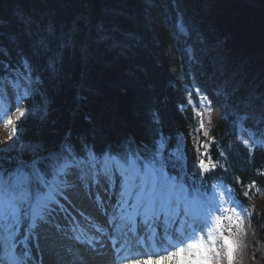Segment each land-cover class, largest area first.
Returning <instances> with one entry per match:
<instances>
[{"label":"trees","instance_id":"obj_1","mask_svg":"<svg viewBox=\"0 0 264 264\" xmlns=\"http://www.w3.org/2000/svg\"><path fill=\"white\" fill-rule=\"evenodd\" d=\"M64 1L0 0V44L6 48L0 72L31 57L33 86L39 85L34 97L22 100L24 115L10 125L11 142L21 147L0 137V163L35 149L56 152L69 138L77 150L87 142L101 152L128 139L151 146L163 137L171 151L186 152L185 170L199 187L200 203L214 206L226 187L249 208L247 232L234 226L224 234L237 243L235 264H264V122L258 108L240 103L249 92L264 93V11L237 0ZM253 1L264 6V0ZM179 14L187 35L175 25ZM21 17L64 30L79 24L81 37L102 26L108 42L93 45L87 56L70 49L51 78L42 75L44 61L33 56ZM197 84L228 98L212 119ZM246 113L249 119L242 120ZM201 119L207 121L203 130ZM194 144L208 145L199 152L207 150L217 164L211 173L193 175ZM222 243L218 239L217 247Z\"/></svg>","mask_w":264,"mask_h":264},{"label":"snow or ice","instance_id":"obj_2","mask_svg":"<svg viewBox=\"0 0 264 264\" xmlns=\"http://www.w3.org/2000/svg\"><path fill=\"white\" fill-rule=\"evenodd\" d=\"M20 22L25 25V34L29 38L33 56L44 61L42 75L51 78H55L63 69L70 49L79 47L81 54L87 56L93 45L108 42L102 26L98 27L94 34L89 33L81 37L82 29L79 24L64 30L52 24L41 25L31 18L21 17ZM12 41L19 43L17 37H12ZM5 52L6 48L0 44V54ZM3 68L5 71L0 72V88L12 91L15 97L13 106L18 105L25 97L36 95L39 85L33 86V77L37 70L31 57L21 56L19 66L10 68L9 65H3ZM239 90L240 86L237 85L236 91ZM4 95L0 92V97ZM240 103L253 110L258 108L260 120L264 122V93L249 92ZM15 110L19 115H24L20 107L16 106ZM197 115L202 117L203 113ZM251 116L255 118L254 111ZM241 119H249V114L246 113ZM6 123L12 125L14 121L9 118ZM204 128L205 124L201 119L199 129ZM243 143L248 145L249 141L244 140ZM201 146L205 149L208 147L207 144H194L198 155L197 159L193 160L192 167L196 170L193 175L211 173L217 167L215 162L209 160L207 150L199 152ZM217 151L219 159H225L224 152L219 149ZM186 155L179 147L176 151H171L163 137L154 140L151 146L139 145L134 139H128L115 149L107 148L101 152H97L94 146L87 142H83L77 150L69 138L56 152L46 153L35 149L25 152L8 164L0 163V239L11 238L18 245L17 251L22 248L21 256L10 258L12 264H31L32 250L30 246L22 247L24 243L38 239V229L41 226L62 231L56 217L65 212V204H72L69 197L80 188L92 187L97 190L96 203L102 206L104 214L108 217V227L113 232L119 230L124 236L132 233L139 239L138 232L134 231L137 227L134 218L141 215L145 219L140 227L149 231L154 230L153 224L160 227L158 222L161 220L174 226L173 233L176 232L175 225L186 226L180 232L182 238L178 244L169 241L170 249L175 250L163 249L168 254L158 255L156 260H153L151 253L131 252L130 242L124 240L116 249L117 258L123 264H159V260H176L177 264H223L224 258L227 259V264H235L237 243L231 235L224 234L225 231L232 232V227L226 228L224 221H228L229 225H238V213L216 216L215 230H209L207 241L202 234L206 224L199 230L188 224L194 215L200 192L195 180L185 170ZM221 170L226 171L223 168ZM244 194L248 195L247 192ZM109 208L112 209L110 213ZM216 211L227 212L228 209L217 208ZM232 211L235 212L234 209ZM241 211L247 214L243 207ZM118 215L120 220H131L133 226L121 228L116 223ZM94 227L101 235H108L103 226L97 224ZM189 229L191 235L183 238L184 232ZM160 230L165 238L168 237L169 229L166 226ZM197 231L201 233L198 238ZM109 238L113 239L115 249L117 241L111 236ZM218 239L223 242L219 247L216 244ZM125 246H128L129 253L138 259H131L129 255L120 256L119 252ZM36 247H39L38 243ZM0 264H4L2 257Z\"/></svg>","mask_w":264,"mask_h":264},{"label":"bare ground","instance_id":"obj_3","mask_svg":"<svg viewBox=\"0 0 264 264\" xmlns=\"http://www.w3.org/2000/svg\"><path fill=\"white\" fill-rule=\"evenodd\" d=\"M64 2L66 5L70 2V5L68 6H72V0H65ZM90 8H92V5H90ZM72 199L74 202V208H72V210L69 208V210L72 212V218L74 220L69 219V222H65L56 218L57 223L61 225V228H66V231L61 233L55 228L49 227V232L52 233L51 237H47L44 234H38L37 243L39 244L41 263L115 264L114 262H117L115 261V258L117 257L116 249H118L120 244L126 239H124L125 236L122 235L119 230L113 232L112 229L108 227V217L103 215V211L101 210L102 206L97 205L94 189L80 188L79 191L74 194ZM114 202L115 201L113 200V203ZM108 210L110 212L112 211L111 208ZM129 211L131 212L130 209ZM117 217H119V215ZM77 220L81 222L80 226L76 225L75 222ZM134 220L136 224H140L142 221L136 220L135 218ZM129 223L133 224L131 220L125 219L118 224L121 228H124L125 226L128 227ZM97 224L103 226L108 235H101L100 232H97L94 227V225ZM72 229H75V231L70 233L69 230ZM147 235L150 243L152 245L155 244L156 236L154 235V231H150ZM109 236L117 241L116 249L111 248L110 245L112 244L113 239H110ZM127 236L131 237L130 234ZM134 236L135 235H133L132 238H134ZM76 237H79V239H76ZM132 238H129L128 241L133 250L131 244ZM88 241H91V243ZM17 247L18 245L11 238L0 239V257L3 258L4 264H12V261L10 260L12 256H21L22 248L21 251H17ZM22 247H24V245ZM158 250L159 249H156V251ZM128 253V246H125L124 249L120 250L119 255L125 256L128 255Z\"/></svg>","mask_w":264,"mask_h":264},{"label":"rangeland","instance_id":"obj_4","mask_svg":"<svg viewBox=\"0 0 264 264\" xmlns=\"http://www.w3.org/2000/svg\"><path fill=\"white\" fill-rule=\"evenodd\" d=\"M210 2V0H207L206 3L208 4ZM155 14H157V16L159 18H162V15L158 12V11H155ZM176 27L178 28V30L180 32H183V33H186V30L185 28L182 26V24L180 23V20H177L176 21ZM189 49V48H188ZM211 100V99H210ZM214 103L213 100H211V105ZM12 111V109L10 110ZM212 116V115H211ZM6 119V118H5ZM204 121V124L206 125V120H203ZM2 122H4V120L2 118H0V135L2 138H4L7 142L6 145H10L11 147H15V148H20L21 147V143L19 141L17 142H14L15 145H13V143L11 142V140L9 139V136H8V131L6 130L5 126L2 124ZM7 124V123H6ZM72 196L69 197V199L71 200ZM230 202H233L230 198L228 197H223V202L220 206H218V208L220 209H228L227 212H220V211H213V214H212V221L215 223V217L218 216V215H235V214H239V224H234L235 228L237 229L236 231L239 232H243V233H246L247 230H248V210L246 208L243 207V209L246 210V213L244 211H241V206H237L235 205V203H229ZM71 206V205H68V204H65V212L63 213H59L58 216H62L64 214H68L70 215V213L67 211V208ZM201 207V211H203V207ZM235 210V212H233L232 210ZM138 218H142L143 220L145 219V217L143 215L141 216H137ZM160 227H157V229L155 230V233L156 235L158 236V238L160 239V241L158 242L157 241V248H159V250L161 249L160 252H156V254H153L152 255V258L153 260H156L157 259V256L160 255V256H166L168 253L166 251H164L163 249H165V247H168V249H170V245L167 246L166 242L167 239L166 238H169L171 243L172 244H178L179 243V240L182 238L180 237L179 235V231L177 230L179 225H176L177 228L175 227L176 229V232L173 233V231L169 232V235L168 237H164V233L160 230L161 228L163 227H170L171 226V223H168V224H165V222L163 220L159 221L158 222ZM224 223H226L227 225H229V222L228 221H224ZM206 224V227L204 228V232L202 233L205 237V240L207 241L208 240V235H209V226H208V223L206 221H204L202 223L201 226H204ZM142 225V223L140 224V226ZM233 225V224H232ZM230 225V226H232ZM52 228V227H51ZM142 229V227H141ZM172 229V228H171ZM50 231V228L48 226H41V228L38 229V234L41 235V234H44L46 235L47 237H51L52 233L49 232ZM140 231V230H139ZM187 236L189 235H184L183 238H186ZM198 234H196V238H198ZM165 241V242H161V241ZM36 244H37V239H34V240H30V241H27L24 243V247H31V255H32V262L31 264H42L41 262V257H40V251H39V247L37 248L36 247ZM133 249H134V252H141L143 253V251H141L142 247L140 244H137V242H133ZM170 250H175L174 248H171ZM133 259H138V257L136 256L135 258ZM159 263L161 264H177V261L176 260H159ZM117 264H123L122 261H119Z\"/></svg>","mask_w":264,"mask_h":264},{"label":"water","instance_id":"obj_5","mask_svg":"<svg viewBox=\"0 0 264 264\" xmlns=\"http://www.w3.org/2000/svg\"><path fill=\"white\" fill-rule=\"evenodd\" d=\"M240 3H244V4H249V5H253L259 9H262L264 11V6H262L261 4L253 1V0H237Z\"/></svg>","mask_w":264,"mask_h":264}]
</instances>
